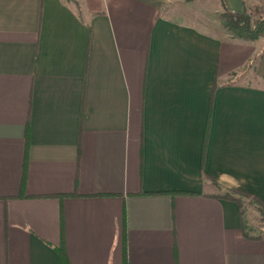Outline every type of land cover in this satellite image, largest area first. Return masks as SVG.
Segmentation results:
<instances>
[{
    "label": "crops",
    "instance_id": "1",
    "mask_svg": "<svg viewBox=\"0 0 264 264\" xmlns=\"http://www.w3.org/2000/svg\"><path fill=\"white\" fill-rule=\"evenodd\" d=\"M223 5L264 0H0V264H264L221 198L264 205V35Z\"/></svg>",
    "mask_w": 264,
    "mask_h": 264
},
{
    "label": "trees",
    "instance_id": "2",
    "mask_svg": "<svg viewBox=\"0 0 264 264\" xmlns=\"http://www.w3.org/2000/svg\"><path fill=\"white\" fill-rule=\"evenodd\" d=\"M222 17V22L223 25L230 30L235 36L239 38H245L249 40H255L257 39L260 35H264V17L258 18V19H253V17L246 11L242 13H234L229 11L225 5H223V11L221 14ZM241 195H245L253 200H255L258 205L264 209V205L261 204V202L256 199L255 197H252L248 194L239 192ZM221 198L231 200L236 202L239 207L240 206V201L238 198L233 197L231 195L225 194ZM241 231L243 235L247 238L250 239H259L262 238V236H250L244 229V227L241 225ZM61 259L63 264L66 263V259L61 254Z\"/></svg>",
    "mask_w": 264,
    "mask_h": 264
},
{
    "label": "rangeland",
    "instance_id": "3",
    "mask_svg": "<svg viewBox=\"0 0 264 264\" xmlns=\"http://www.w3.org/2000/svg\"><path fill=\"white\" fill-rule=\"evenodd\" d=\"M246 12L253 19L262 18L264 17V5H246ZM229 192V195L237 197L240 201L242 223L245 231L250 236L264 237V209L255 200L241 195L239 191L231 190Z\"/></svg>",
    "mask_w": 264,
    "mask_h": 264
}]
</instances>
